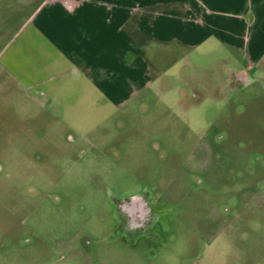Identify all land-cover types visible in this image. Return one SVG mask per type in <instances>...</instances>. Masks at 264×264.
I'll list each match as a JSON object with an SVG mask.
<instances>
[{
    "label": "rangeland",
    "instance_id": "obj_1",
    "mask_svg": "<svg viewBox=\"0 0 264 264\" xmlns=\"http://www.w3.org/2000/svg\"><path fill=\"white\" fill-rule=\"evenodd\" d=\"M38 1L0 0V264H264V72L201 48L113 114L52 106L17 77Z\"/></svg>",
    "mask_w": 264,
    "mask_h": 264
},
{
    "label": "crops",
    "instance_id": "obj_2",
    "mask_svg": "<svg viewBox=\"0 0 264 264\" xmlns=\"http://www.w3.org/2000/svg\"><path fill=\"white\" fill-rule=\"evenodd\" d=\"M33 6L17 77L52 106H96L93 115L105 107L113 114L175 67L181 77L201 48L219 46L238 57L242 70L234 73L245 74L242 87L252 80L247 74L264 72V0H39Z\"/></svg>",
    "mask_w": 264,
    "mask_h": 264
},
{
    "label": "flooded vegetation",
    "instance_id": "obj_3",
    "mask_svg": "<svg viewBox=\"0 0 264 264\" xmlns=\"http://www.w3.org/2000/svg\"><path fill=\"white\" fill-rule=\"evenodd\" d=\"M245 74H232V83L243 85ZM119 214L123 218L125 227L128 230L139 228L144 230L152 219V212L142 198L134 199L125 204L120 203Z\"/></svg>",
    "mask_w": 264,
    "mask_h": 264
}]
</instances>
